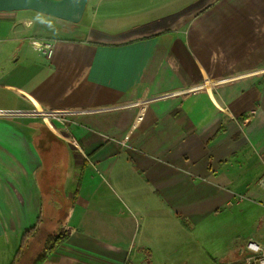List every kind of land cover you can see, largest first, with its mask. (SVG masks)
Instances as JSON below:
<instances>
[{"label":"crops","instance_id":"1","mask_svg":"<svg viewBox=\"0 0 264 264\" xmlns=\"http://www.w3.org/2000/svg\"><path fill=\"white\" fill-rule=\"evenodd\" d=\"M263 176L264 0H0V264H252Z\"/></svg>","mask_w":264,"mask_h":264},{"label":"trees","instance_id":"2","mask_svg":"<svg viewBox=\"0 0 264 264\" xmlns=\"http://www.w3.org/2000/svg\"><path fill=\"white\" fill-rule=\"evenodd\" d=\"M37 232H38L37 225L25 230L23 237H22L21 245L15 255V258L12 264H17L18 261H21L24 258L25 251H26L24 247L27 244V242L31 240V238H33L37 234ZM68 236H69L68 230H62V231H59V233L57 234L49 235L45 240L43 248L33 258L32 264H42L44 260L48 257V255L54 249H56L62 242H64L68 238Z\"/></svg>","mask_w":264,"mask_h":264},{"label":"built area","instance_id":"3","mask_svg":"<svg viewBox=\"0 0 264 264\" xmlns=\"http://www.w3.org/2000/svg\"><path fill=\"white\" fill-rule=\"evenodd\" d=\"M41 47L46 56L50 57L53 53V46L49 42L41 43ZM259 185L264 188V176L259 179ZM247 248L251 252L248 256V262L252 264H264V247L252 240L247 243Z\"/></svg>","mask_w":264,"mask_h":264},{"label":"rangeland","instance_id":"4","mask_svg":"<svg viewBox=\"0 0 264 264\" xmlns=\"http://www.w3.org/2000/svg\"><path fill=\"white\" fill-rule=\"evenodd\" d=\"M100 16H101V12H98V17H99V19H100ZM53 159H54V166L52 167V168H63V172H58V171H55V172H53L52 174H54L55 176H56V178L54 179V181H55V183H56V179H58V175L59 174H61L62 176L64 175V173H65V171L69 168V165H70V157L68 156V155H59V156H55V157H53ZM46 229L44 228L43 230H42V232L43 231H45ZM41 232V233H42ZM39 234L38 236H37V239L35 240V242H34V248H33V251L34 250H37V248H39L40 246H41V244H42V242H43V238H44V236L42 235V234ZM20 245H21V243H20ZM15 255H16V253H14L13 255H12V258H14L15 257ZM28 258V252L27 251H25V255H24V259H27Z\"/></svg>","mask_w":264,"mask_h":264}]
</instances>
